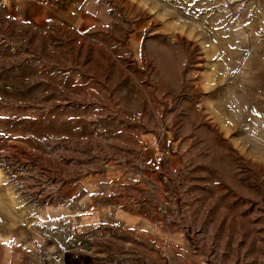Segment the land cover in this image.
<instances>
[{
	"label": "rangeland",
	"instance_id": "obj_1",
	"mask_svg": "<svg viewBox=\"0 0 264 264\" xmlns=\"http://www.w3.org/2000/svg\"><path fill=\"white\" fill-rule=\"evenodd\" d=\"M53 2L0 8V264H264V0Z\"/></svg>",
	"mask_w": 264,
	"mask_h": 264
},
{
	"label": "crops",
	"instance_id": "obj_2",
	"mask_svg": "<svg viewBox=\"0 0 264 264\" xmlns=\"http://www.w3.org/2000/svg\"><path fill=\"white\" fill-rule=\"evenodd\" d=\"M53 0H0V8L11 17H27L31 22L46 20L47 13L58 8ZM55 8V9H56Z\"/></svg>",
	"mask_w": 264,
	"mask_h": 264
},
{
	"label": "trees",
	"instance_id": "obj_3",
	"mask_svg": "<svg viewBox=\"0 0 264 264\" xmlns=\"http://www.w3.org/2000/svg\"><path fill=\"white\" fill-rule=\"evenodd\" d=\"M65 263L66 264H82L86 262V259H82V258H76V257H72L70 255H66L65 258Z\"/></svg>",
	"mask_w": 264,
	"mask_h": 264
},
{
	"label": "bare ground",
	"instance_id": "obj_4",
	"mask_svg": "<svg viewBox=\"0 0 264 264\" xmlns=\"http://www.w3.org/2000/svg\"><path fill=\"white\" fill-rule=\"evenodd\" d=\"M8 239V238H7Z\"/></svg>",
	"mask_w": 264,
	"mask_h": 264
}]
</instances>
